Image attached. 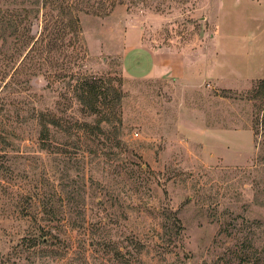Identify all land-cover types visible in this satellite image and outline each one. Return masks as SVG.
<instances>
[{
	"label": "rangeland",
	"instance_id": "obj_1",
	"mask_svg": "<svg viewBox=\"0 0 264 264\" xmlns=\"http://www.w3.org/2000/svg\"><path fill=\"white\" fill-rule=\"evenodd\" d=\"M64 1L80 41L0 0V264H264V52L233 41L264 0Z\"/></svg>",
	"mask_w": 264,
	"mask_h": 264
},
{
	"label": "trees",
	"instance_id": "obj_2",
	"mask_svg": "<svg viewBox=\"0 0 264 264\" xmlns=\"http://www.w3.org/2000/svg\"><path fill=\"white\" fill-rule=\"evenodd\" d=\"M46 7L51 6V9L56 12V17L62 21H68L73 32V37L80 41V28L78 16L74 14V9L68 2L64 0H44ZM110 83V82H109ZM106 89L104 82L98 84L95 78L88 76L80 79L74 87L77 100L85 106L89 113L97 118L96 128H105L106 125L120 124L121 118L118 109L121 105V91L118 87L108 85ZM259 92L264 94V80L259 85ZM111 94V100H110ZM258 96V93H257ZM264 99V96H262ZM264 105V102H263ZM264 124V121H263ZM86 127H92L88 123H84ZM48 132L44 127L43 133ZM37 238V237H35ZM36 241V239H35Z\"/></svg>",
	"mask_w": 264,
	"mask_h": 264
},
{
	"label": "crops",
	"instance_id": "obj_3",
	"mask_svg": "<svg viewBox=\"0 0 264 264\" xmlns=\"http://www.w3.org/2000/svg\"><path fill=\"white\" fill-rule=\"evenodd\" d=\"M244 1H245L246 5H251L247 0H244ZM261 16H262V11L261 12L260 11H257L256 14H255V16L253 17V19L250 18L249 20L244 21L243 24H242V26H241L242 29L240 31H241V34L244 33L245 35L242 34L241 35L242 37H239L238 39H234L233 38V41L234 42H237V40H238V42L241 43V44L248 42V45L251 47L252 44H250V43L251 42L253 43V40L256 37V33H254L255 36H253V33H249L248 31H249V27H251L250 21H254L255 22V25H253V26L257 27V28H255V30L257 32H259L260 35H261V38L258 41H256V43L254 41V44H257L258 45L256 47L257 50L264 52V22H261ZM260 22L262 23V25L258 27V25L260 24ZM231 39L229 41H231ZM256 68H248V71L247 72L248 73H253L254 75H258L261 72H262V74H264V71H262V69L260 67H258L257 69ZM247 72H245L244 74L242 73V74L245 75Z\"/></svg>",
	"mask_w": 264,
	"mask_h": 264
}]
</instances>
